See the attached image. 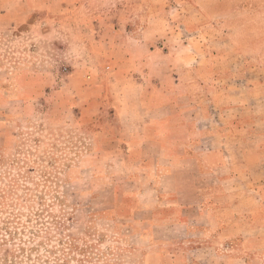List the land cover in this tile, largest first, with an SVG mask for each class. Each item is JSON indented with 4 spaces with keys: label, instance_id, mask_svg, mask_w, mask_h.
I'll use <instances>...</instances> for the list:
<instances>
[{
    "label": "rangeland",
    "instance_id": "obj_1",
    "mask_svg": "<svg viewBox=\"0 0 264 264\" xmlns=\"http://www.w3.org/2000/svg\"><path fill=\"white\" fill-rule=\"evenodd\" d=\"M5 8L13 17L0 18V264H145L140 222L150 212L140 205L152 199L145 191L158 168L140 159L169 136L188 142L182 125H158L170 112L211 133L234 100L224 88L233 96L254 87L264 115V0ZM195 162L180 172H195Z\"/></svg>",
    "mask_w": 264,
    "mask_h": 264
},
{
    "label": "crops",
    "instance_id": "obj_2",
    "mask_svg": "<svg viewBox=\"0 0 264 264\" xmlns=\"http://www.w3.org/2000/svg\"><path fill=\"white\" fill-rule=\"evenodd\" d=\"M14 1L0 0V18L12 19L1 4ZM17 1L25 7L33 0ZM225 89L234 100L222 104V123L218 121L211 133L197 118L178 121L170 112L158 125L175 130L182 125L192 132L188 142H172L169 136L171 142H155L160 148L140 159L149 169L155 163L158 168V184L148 182L145 191L152 199L140 205L150 212L140 222L149 231L142 235L147 243L145 264H264V115L253 105L259 92L242 86L232 96ZM200 106L209 121L208 105ZM251 130L257 131L254 140L238 134L251 136ZM190 160L196 161L195 172H180L189 171L181 162ZM145 171L144 178L152 179V172Z\"/></svg>",
    "mask_w": 264,
    "mask_h": 264
}]
</instances>
